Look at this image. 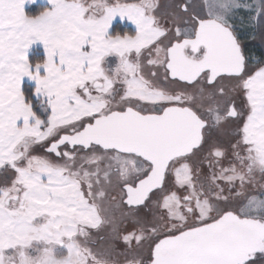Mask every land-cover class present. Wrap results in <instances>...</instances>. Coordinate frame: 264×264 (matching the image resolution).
Listing matches in <instances>:
<instances>
[{
	"label": "snow or ice",
	"instance_id": "6c2138e0",
	"mask_svg": "<svg viewBox=\"0 0 264 264\" xmlns=\"http://www.w3.org/2000/svg\"><path fill=\"white\" fill-rule=\"evenodd\" d=\"M0 264H264V0H0Z\"/></svg>",
	"mask_w": 264,
	"mask_h": 264
},
{
	"label": "flooded vegetation",
	"instance_id": "af4514ba",
	"mask_svg": "<svg viewBox=\"0 0 264 264\" xmlns=\"http://www.w3.org/2000/svg\"><path fill=\"white\" fill-rule=\"evenodd\" d=\"M125 30H127V29H125Z\"/></svg>",
	"mask_w": 264,
	"mask_h": 264
}]
</instances>
